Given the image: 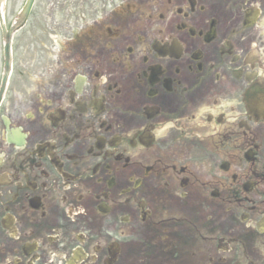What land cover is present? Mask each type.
Segmentation results:
<instances>
[{
  "label": "flooded vegetation",
  "instance_id": "1",
  "mask_svg": "<svg viewBox=\"0 0 264 264\" xmlns=\"http://www.w3.org/2000/svg\"><path fill=\"white\" fill-rule=\"evenodd\" d=\"M69 15L15 46L0 264H264V0Z\"/></svg>",
  "mask_w": 264,
  "mask_h": 264
},
{
  "label": "rangeland",
  "instance_id": "2",
  "mask_svg": "<svg viewBox=\"0 0 264 264\" xmlns=\"http://www.w3.org/2000/svg\"><path fill=\"white\" fill-rule=\"evenodd\" d=\"M153 0H36L30 20L26 27H24L16 35L15 46L22 45L25 42H33L35 46H42V42L52 44L56 41H70V40H84L89 39L87 34L77 38L78 31L74 25H68L62 21L67 17L70 22H73V17L66 16L67 12H111L113 9L117 12H140L148 6H151ZM26 0H7L6 5V21L9 25L15 18L17 13L21 10ZM131 14L129 13V16ZM75 19V18H74ZM100 20V18H97ZM68 27H63V25ZM94 37L96 40L102 39L106 36V28L101 29L97 25L94 30ZM3 38L0 28V69L3 59ZM47 49V48H45ZM52 50H58L54 46ZM56 56V53L53 54Z\"/></svg>",
  "mask_w": 264,
  "mask_h": 264
},
{
  "label": "water",
  "instance_id": "3",
  "mask_svg": "<svg viewBox=\"0 0 264 264\" xmlns=\"http://www.w3.org/2000/svg\"><path fill=\"white\" fill-rule=\"evenodd\" d=\"M35 0H27L19 17L18 20L16 22V25L11 28V29H7L4 23V19H3V12L5 9V3L6 0H0V22H1V26L3 29V35L5 38V58H6V75L4 78V85L8 79V75H9V71H10V62H11V45H12V37H13V33L15 30L19 29L22 25H24V23L27 20V17L29 16L32 7L34 5Z\"/></svg>",
  "mask_w": 264,
  "mask_h": 264
}]
</instances>
